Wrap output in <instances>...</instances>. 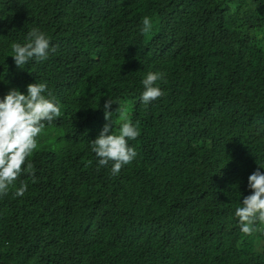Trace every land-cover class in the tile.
Segmentation results:
<instances>
[{"label": "trees", "instance_id": "obj_1", "mask_svg": "<svg viewBox=\"0 0 264 264\" xmlns=\"http://www.w3.org/2000/svg\"><path fill=\"white\" fill-rule=\"evenodd\" d=\"M32 28L57 51L20 69ZM43 82L62 115L0 195V264H264V224L234 215L264 165V0H0V100ZM109 98L140 133L116 177L89 146Z\"/></svg>", "mask_w": 264, "mask_h": 264}, {"label": "clouds", "instance_id": "obj_2", "mask_svg": "<svg viewBox=\"0 0 264 264\" xmlns=\"http://www.w3.org/2000/svg\"><path fill=\"white\" fill-rule=\"evenodd\" d=\"M142 33L151 31L152 23L149 17L142 21ZM57 48L50 46V39L46 33L38 28H32L26 33L25 42L13 43L10 55L17 68L23 69L30 61L43 62L49 58L50 53H55ZM162 72H148L141 81L143 91L140 102L144 105L155 101L163 95L156 85L163 80ZM26 93L11 88L0 100V195H7L10 186L22 174V165L26 158L37 148L36 137L41 133L45 123L51 124L62 115L61 106L55 98H46L47 83H30L26 86ZM51 96V93H48ZM115 102L112 98L103 105L104 119L99 135L89 141L90 150L97 157L98 167L111 164L110 175L116 177L121 169L131 163L137 156L136 150L129 146L130 140L139 136L135 124L127 119L113 132L112 115L110 111ZM78 111V110H77ZM115 111H119L118 107ZM91 160L88 161L90 165ZM28 169L32 168L29 163ZM258 166L249 176L247 187L251 194L242 199L241 206L235 209L240 231L251 235L256 231V223L264 224V172ZM35 183L34 174L31 175ZM27 181L21 180L19 188L13 193L14 197H22L27 191Z\"/></svg>", "mask_w": 264, "mask_h": 264}, {"label": "rangeland", "instance_id": "obj_3", "mask_svg": "<svg viewBox=\"0 0 264 264\" xmlns=\"http://www.w3.org/2000/svg\"><path fill=\"white\" fill-rule=\"evenodd\" d=\"M217 175V173H214L213 176L215 177Z\"/></svg>", "mask_w": 264, "mask_h": 264}]
</instances>
